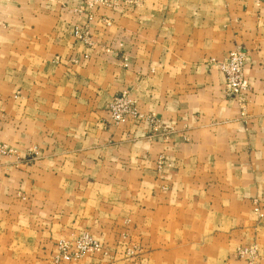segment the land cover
I'll list each match as a JSON object with an SVG mask.
<instances>
[{
    "label": "crops",
    "instance_id": "obj_1",
    "mask_svg": "<svg viewBox=\"0 0 264 264\" xmlns=\"http://www.w3.org/2000/svg\"><path fill=\"white\" fill-rule=\"evenodd\" d=\"M97 1L0 0V264L82 233L141 257L60 264H264V0ZM235 49L242 106L209 64ZM122 91L157 133L110 121Z\"/></svg>",
    "mask_w": 264,
    "mask_h": 264
},
{
    "label": "rangeland",
    "instance_id": "obj_2",
    "mask_svg": "<svg viewBox=\"0 0 264 264\" xmlns=\"http://www.w3.org/2000/svg\"><path fill=\"white\" fill-rule=\"evenodd\" d=\"M97 3H103L106 4L104 0H98ZM74 36L79 39L80 41H83L85 43L88 42V31L85 29H77L76 31H74ZM122 66L123 68L127 67V62H126V58L125 56L122 57ZM106 112L109 115L110 121L114 124H120L123 123L124 121H133V122H141V121H147L148 123V129L151 130V132L153 133H157L158 129H159V124L157 123V120L155 119V116L153 114H148L146 116H143L137 109L136 103L134 101V99L131 97L129 91H122L120 93L115 94L114 96H112L110 98V100L108 101L107 105H106ZM118 116V119H115V117ZM0 152L2 154H11L13 153V151L10 150V148L7 147H1L0 148ZM162 166V161H157L156 163V167L158 170H160ZM82 234H88V233H82ZM82 234L69 239V240H59L55 243V247L57 250L56 255L53 257L52 259V263L53 264H60L64 261H59V262H55V258L58 257L59 255V248H58V244L62 241L68 242V243H72V241H74L77 237L81 236ZM89 235V234H88ZM91 237V235H89ZM123 240L120 243L121 247L123 248L122 252L120 254L117 255L118 251H113L111 249H109L108 247H104L101 243H99L98 241H96L95 239H92L94 241H96L100 247H101V252L99 253H91V254H85L82 257H80L79 259H82L86 256H92V257H103V258H110L113 260H116L118 262H128V261H135V260H139V258L141 257L140 254V250L137 248L138 246L134 245L132 246V241L131 240H127V235H122ZM255 246H251V247H240L237 249L236 254L237 257L239 259H245L246 261H248V263L253 262L256 259V254L253 258L249 259L247 258V256H243L241 257L239 255L238 251H241L243 249H249ZM256 248V247H255ZM120 252V251H119ZM257 253V252H256ZM77 259V260H79ZM77 260H70V261H77Z\"/></svg>",
    "mask_w": 264,
    "mask_h": 264
},
{
    "label": "built area",
    "instance_id": "obj_3",
    "mask_svg": "<svg viewBox=\"0 0 264 264\" xmlns=\"http://www.w3.org/2000/svg\"><path fill=\"white\" fill-rule=\"evenodd\" d=\"M247 60L246 53L241 49H235L221 61L214 58L209 59L211 67L219 70L224 78L223 94L235 100L239 105H244L245 96L248 91V82L243 76V66ZM118 116L115 117V119ZM257 212V209L255 210ZM59 255L55 262L77 260L85 254L101 252L100 245L88 234H82L72 243L62 241L58 244ZM241 257L247 256L251 259L256 254V248L238 251Z\"/></svg>",
    "mask_w": 264,
    "mask_h": 264
}]
</instances>
